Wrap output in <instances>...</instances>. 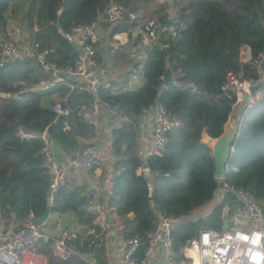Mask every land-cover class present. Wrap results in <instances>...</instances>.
<instances>
[{"label": "trees", "instance_id": "trees-1", "mask_svg": "<svg viewBox=\"0 0 264 264\" xmlns=\"http://www.w3.org/2000/svg\"><path fill=\"white\" fill-rule=\"evenodd\" d=\"M155 1L0 0V43L14 40L18 31L28 38L23 44L47 51V61L59 67H71L76 57L59 32L68 34L95 22L110 2L136 16L133 21L99 25L92 44L97 66L119 69V65L120 72L109 81L110 88L97 87L95 98L80 84L69 91L32 60L0 66V232L25 229L43 214L50 197L48 215L69 214L71 219L61 256L52 252L49 236L47 243L36 246L34 252L43 255L47 264H86L85 258L107 264L109 232L97 223L91 192L66 180L50 194L52 178L41 153L42 137L67 161L91 148L84 142L95 137L94 123L75 116V110L94 99L100 110L112 113L113 120L109 124L112 179L105 211L118 240L124 245L136 242L137 261L143 258L147 234L160 214L175 221L170 236L178 261L183 248L188 246L190 252L198 232H221L222 220L230 227L228 220L239 209L234 191L250 194L264 213V97L244 110L243 102L236 104L235 97L222 90L227 72L252 82V90L264 88L258 82L264 80V0H171L172 15L165 13L166 4L154 12V20L167 31L144 47L132 33L142 21L137 13ZM119 34L126 35L124 45H107ZM243 48L248 49L246 62L240 56ZM131 55L141 58L137 61ZM167 66L173 83L163 88ZM135 71L137 80L129 83ZM52 97L69 111L67 117H58L60 123H55L51 112ZM152 106L162 108L178 124L166 132L160 151L141 160L136 151L138 121ZM236 106L235 135L217 183L210 148L201 142V134L210 139L221 136ZM217 189L222 191L218 203L194 217L196 210L211 203Z\"/></svg>", "mask_w": 264, "mask_h": 264}, {"label": "built area", "instance_id": "built-area-1", "mask_svg": "<svg viewBox=\"0 0 264 264\" xmlns=\"http://www.w3.org/2000/svg\"><path fill=\"white\" fill-rule=\"evenodd\" d=\"M124 19L133 21L136 16L122 6L110 2L95 22L86 26H77L68 34L59 32L65 41L77 48L71 67H59L47 61V51L39 49L36 44H23V42H28V39L23 35H18V31H15L14 40L0 43V66L19 60H32L55 82L65 85L69 91L80 84L85 93L95 98L97 87L110 88L105 71L97 66L92 48V44L96 42L99 35L98 27L101 24H113ZM134 31L140 37L142 46L146 47L155 40L157 34L167 30L156 20H142L140 26ZM243 49L248 55V49ZM261 57L264 59V53ZM131 58L138 61L141 56L131 55ZM136 69L139 70L140 65ZM136 71L130 76L129 83L137 80ZM171 81L173 83V74H171ZM258 82L264 84L262 79ZM253 86L252 82L242 79L240 75L227 72L222 90L232 94L236 104L243 102L244 110H248L264 97V88L252 90ZM243 95H245V101L241 100ZM51 112L56 118L69 115V111L61 108L58 103L52 106ZM99 112L100 105L94 99L91 104L77 108L75 116L94 123L99 117ZM120 120L125 121L124 118ZM177 124L175 118L162 108L156 107L151 118V138L145 156L160 151L165 143L166 132L175 128ZM42 139L44 142L41 153L47 172L52 178L49 186V193L52 194L63 187L67 179L57 162L51 143L44 137ZM95 164L94 152L87 147L68 160L66 166L89 171ZM142 173L144 176L148 175L146 169H143ZM234 196L239 209L229 218L230 227L224 220L227 227L222 226L221 232L211 230L198 232L197 239L191 241L193 257L190 256L186 246L181 251L182 258L176 260L170 236V230L175 221L170 216L160 214L154 228L147 234L143 258L139 261L134 258L136 242L132 241L122 248L120 263L148 264V259L161 254V264H264V213L261 212L258 203L250 194L237 190L234 191ZM38 228L29 222L25 229L19 232H0V264H47L43 255L34 252L39 243L44 244L49 240V237ZM54 234L52 252L61 256L65 252L64 243L69 237V232L57 223L54 227ZM85 261L86 264H95L89 258H85Z\"/></svg>", "mask_w": 264, "mask_h": 264}, {"label": "crops", "instance_id": "crops-1", "mask_svg": "<svg viewBox=\"0 0 264 264\" xmlns=\"http://www.w3.org/2000/svg\"><path fill=\"white\" fill-rule=\"evenodd\" d=\"M135 35V31L133 32ZM123 35L126 38L125 34H119L115 36ZM113 36V37H115ZM28 39L26 36H24ZM112 37V38H113ZM123 38L120 45H124L127 41V38ZM131 58V56H130ZM133 59V58H131ZM119 69H110V64H107V68H104L103 71L106 73V78L108 81L116 80L119 74L120 66L118 65ZM165 70L170 71V67L167 66ZM137 83V82H136ZM54 104L58 103V99L56 97H52L49 99ZM156 109V106H152L149 108L145 114L139 119L138 121V128H139V138L137 140V154L144 160L146 158L145 152L148 148L150 138H151V118L153 113ZM236 110L235 107L231 110V113L228 117L231 125L235 128L238 121V117L233 118V113ZM112 113L109 111L100 110L99 117L94 122L95 126V137L85 141V144L91 145V149L94 152L96 157V164L95 166L89 171H83L81 169H73L68 168L67 160L65 156L59 151L57 148H53V152L57 159L58 164L61 166L63 171V175L66 176L67 182L69 184H74L75 186L81 185L85 186L88 191L91 192L93 201V209L97 212V223L101 227H108L107 226V214L105 211V202L108 196L109 186L112 179V171H111V162L112 157L109 153V138H110V122ZM225 127V125H224ZM224 131V129H223ZM215 139L208 138L205 134H201V142L207 145L209 148L214 143ZM217 183L220 182V179H216ZM221 193V189L217 191V193ZM155 214H157L155 212ZM66 220L68 223L71 219L69 214L60 215V216H53L48 215L46 221L42 225V229L40 230L44 234H54V227L57 223H60V220ZM113 225V224H112ZM55 237V234H54ZM53 238V237H51ZM124 247V244L118 240L115 235L114 225H113V235L108 233V238L106 240L105 251H106V261L107 264H121V251ZM162 256L161 254H157L153 258L148 259V264H161Z\"/></svg>", "mask_w": 264, "mask_h": 264}, {"label": "water", "instance_id": "water-1", "mask_svg": "<svg viewBox=\"0 0 264 264\" xmlns=\"http://www.w3.org/2000/svg\"><path fill=\"white\" fill-rule=\"evenodd\" d=\"M73 50L76 52L77 48L75 46H72ZM162 86L163 88H167L172 84L171 81V72L169 70H164L163 76L161 78ZM242 101H245V95L241 98ZM55 123H60V119L57 118L55 120ZM116 128L119 127V125L115 126ZM234 128L231 125V122L229 119H227V122L225 123L224 131L217 139L214 140V143L210 147V157L213 161V177L215 179H222L224 172H225V166H226V158L231 151V144L234 138ZM146 153V152H145ZM219 185V184H218ZM217 185V186H218ZM50 197L47 198V208L43 212V214L37 218V219H31L30 223L36 227H41L44 222L46 221L48 217V206H49ZM107 229L110 235H113V225L111 218L108 217L107 220ZM223 228H226V224L224 220L221 221Z\"/></svg>", "mask_w": 264, "mask_h": 264}, {"label": "rangeland", "instance_id": "rangeland-1", "mask_svg": "<svg viewBox=\"0 0 264 264\" xmlns=\"http://www.w3.org/2000/svg\"><path fill=\"white\" fill-rule=\"evenodd\" d=\"M164 4L167 5V8L165 9V13L168 14V15H172V8L170 6L171 5V0H156L155 2L151 3L150 5H148L147 8H145L144 10H140L137 13V16L141 17L143 21H152L155 18L154 12L158 11L160 9V6H162ZM23 36H25V35H23ZM123 38H125V36H123V35L115 36V37L112 38V40H113L112 42L111 41H108L107 42V45L111 46L112 48H115L116 46L120 45V42H122ZM240 56H241V60L243 62H246V60L248 58V55L246 54V51L244 49L241 52V55ZM235 108H236V110L232 114L233 115V118H236V116L238 117L239 110H238V107L237 106ZM218 190L219 189H217V191ZM217 191H216V194L213 197L211 203L208 204V205H206V206H204L200 210H196L195 211V214H194V217H196V216H202V215L206 214L214 204L218 203V201L220 200V195H221L222 192L221 193L220 192L217 193ZM59 224L63 228H67V225H68V223L66 222V220H62V219L60 220V223ZM47 236L54 238V234L53 233H51V234H49Z\"/></svg>", "mask_w": 264, "mask_h": 264}, {"label": "bare ground", "instance_id": "bare-ground-1", "mask_svg": "<svg viewBox=\"0 0 264 264\" xmlns=\"http://www.w3.org/2000/svg\"><path fill=\"white\" fill-rule=\"evenodd\" d=\"M193 247H192V242H190V252H191V255L193 256Z\"/></svg>", "mask_w": 264, "mask_h": 264}]
</instances>
